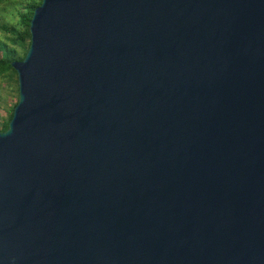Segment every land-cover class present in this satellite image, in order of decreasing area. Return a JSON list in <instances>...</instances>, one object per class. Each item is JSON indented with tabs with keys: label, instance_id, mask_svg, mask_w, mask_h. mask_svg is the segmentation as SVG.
Listing matches in <instances>:
<instances>
[{
	"label": "water",
	"instance_id": "95a60500",
	"mask_svg": "<svg viewBox=\"0 0 264 264\" xmlns=\"http://www.w3.org/2000/svg\"><path fill=\"white\" fill-rule=\"evenodd\" d=\"M0 131V264H264V0H41Z\"/></svg>",
	"mask_w": 264,
	"mask_h": 264
},
{
	"label": "trees",
	"instance_id": "16d2710c",
	"mask_svg": "<svg viewBox=\"0 0 264 264\" xmlns=\"http://www.w3.org/2000/svg\"><path fill=\"white\" fill-rule=\"evenodd\" d=\"M15 3L20 1L21 9L16 8L14 10L15 18L17 21L14 23H8L3 20L4 23L0 22V31L7 34L5 40L0 38V77L8 73H15V70L11 66V61L21 60L24 58L25 53L30 43L29 23L32 17L34 9L41 3V0H0V2ZM4 38V37H3ZM21 47L22 52L19 54L17 48ZM18 100V97H17ZM11 108L6 122L1 126L0 131L6 130L8 122L11 119L14 106Z\"/></svg>",
	"mask_w": 264,
	"mask_h": 264
},
{
	"label": "rangeland",
	"instance_id": "374dc122",
	"mask_svg": "<svg viewBox=\"0 0 264 264\" xmlns=\"http://www.w3.org/2000/svg\"><path fill=\"white\" fill-rule=\"evenodd\" d=\"M20 1L10 4L11 2H0V22L14 23L17 21L15 18L14 10L21 9ZM6 33L0 31V38L5 40ZM4 37V38H3ZM18 53L22 52V48H17ZM18 97V83L17 75L15 73H8L0 77V128L6 122L11 113V108L17 102Z\"/></svg>",
	"mask_w": 264,
	"mask_h": 264
}]
</instances>
